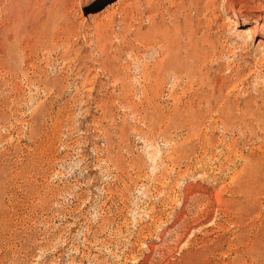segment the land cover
I'll list each match as a JSON object with an SVG mask.
<instances>
[{"label":"rangeland","instance_id":"rangeland-1","mask_svg":"<svg viewBox=\"0 0 264 264\" xmlns=\"http://www.w3.org/2000/svg\"><path fill=\"white\" fill-rule=\"evenodd\" d=\"M0 264H264V0H0Z\"/></svg>","mask_w":264,"mask_h":264},{"label":"bare ground","instance_id":"bare-ground-1","mask_svg":"<svg viewBox=\"0 0 264 264\" xmlns=\"http://www.w3.org/2000/svg\"><path fill=\"white\" fill-rule=\"evenodd\" d=\"M239 19H240V18H239ZM248 33L250 34V37L253 39L254 36H255V32L249 30ZM249 34H248V35H249Z\"/></svg>","mask_w":264,"mask_h":264}]
</instances>
